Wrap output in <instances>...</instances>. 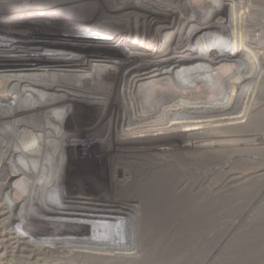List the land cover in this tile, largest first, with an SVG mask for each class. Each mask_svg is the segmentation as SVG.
<instances>
[{"label": "bare ground", "instance_id": "6f19581e", "mask_svg": "<svg viewBox=\"0 0 264 264\" xmlns=\"http://www.w3.org/2000/svg\"><path fill=\"white\" fill-rule=\"evenodd\" d=\"M249 8L264 12L249 0H0V264L72 252L159 264L147 245L157 258L175 248L176 221L208 210L209 173L197 199L190 183L201 160L264 150Z\"/></svg>", "mask_w": 264, "mask_h": 264}, {"label": "rangeland", "instance_id": "374dc122", "mask_svg": "<svg viewBox=\"0 0 264 264\" xmlns=\"http://www.w3.org/2000/svg\"><path fill=\"white\" fill-rule=\"evenodd\" d=\"M249 1L264 6V0ZM196 2L200 4L199 1ZM196 2L193 1L197 4ZM248 10L254 15L257 22L258 31L256 32L260 34V52H262L264 51V12L257 15V12L255 13L251 8ZM262 55L264 57V54ZM242 57L244 58L246 55L244 54ZM246 97V95L242 96V98ZM211 155L210 158L201 160L202 163L197 166L195 176L190 179V183H194V187L197 188L195 189L197 199L202 191L200 187H197L200 174L204 171L209 173L208 197L210 201L207 205L208 210L203 215L201 214L203 211L200 212V210L189 211L181 216L184 217L182 221H176L175 231L178 230V239L169 240L175 242L174 245H171L175 248L170 250L168 247L169 251L167 249L163 257L157 258L152 243H149L146 253L147 257L150 256L151 262L203 264L205 256H208L206 264H264V211H255L259 193L262 191L261 186L264 183V161L261 160V157H264V150H220L212 151ZM231 177L234 179L229 183L233 185H228V182L224 185ZM104 178L105 176L102 178L95 175L93 178H87L86 181L96 179L95 183H98L102 190L110 192L107 187L110 186L111 181ZM239 179L243 182H237ZM217 188L218 190L215 192ZM194 203L200 204L201 200H196ZM245 209H247V214L245 213L243 216L242 212ZM204 226L210 228L209 240H205ZM186 233H191V242L186 239ZM167 235L165 234L164 237ZM170 242H167V246ZM188 243L191 245L188 246ZM68 255L70 256L63 261V264H85L75 252ZM48 258L50 257H43L40 260L48 262ZM146 260L150 262L149 257ZM110 264L132 263L114 259Z\"/></svg>", "mask_w": 264, "mask_h": 264}]
</instances>
